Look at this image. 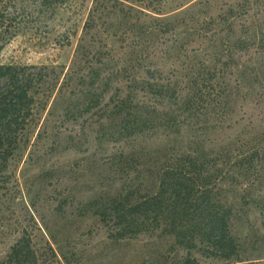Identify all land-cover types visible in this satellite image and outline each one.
I'll return each instance as SVG.
<instances>
[{
	"label": "rangeland",
	"instance_id": "obj_1",
	"mask_svg": "<svg viewBox=\"0 0 264 264\" xmlns=\"http://www.w3.org/2000/svg\"><path fill=\"white\" fill-rule=\"evenodd\" d=\"M8 4L0 60L48 76L0 188V264L22 238L28 264H264V0H167L159 10L142 0ZM148 70L178 81L183 97L210 70L228 103L191 117L178 98L140 94L139 113L155 106L162 116L131 135L119 102ZM181 153L207 154L225 173L218 196L231 208L235 258L183 247L164 227L116 238L88 206L157 190L160 165Z\"/></svg>",
	"mask_w": 264,
	"mask_h": 264
},
{
	"label": "trees",
	"instance_id": "obj_2",
	"mask_svg": "<svg viewBox=\"0 0 264 264\" xmlns=\"http://www.w3.org/2000/svg\"><path fill=\"white\" fill-rule=\"evenodd\" d=\"M8 1L0 0V59L6 43ZM61 1L40 0V7H57ZM147 1L146 8L159 10L167 0H142V3ZM150 73L148 70L144 77L134 78L128 93L119 102L120 113L131 111L127 120L131 135L145 134L151 118L162 116L155 106L153 112H146V117L140 114L139 108L146 106V101L142 103L138 99L140 94L145 100L153 94L163 97V101L170 97L177 102L178 98L179 108L185 106L191 117L215 103H228V95L217 90L215 74L210 70L207 72L211 75L209 78L203 77L202 80L198 75L186 97L177 87L178 81L173 78L158 80L154 73ZM47 76L43 67L0 60V188L10 183V161L23 141L34 115L35 94ZM217 107L219 109L220 105ZM170 159L168 163L161 164L155 174L157 190H121L113 196L91 200L88 206L92 213L105 225L114 228L112 235L116 238L132 237L164 227V231L172 234L179 245L188 249H199L207 256L224 259L238 256V243L230 229L231 208L226 207L218 196V186L225 181V173L219 168L213 169L215 158L211 160L202 153H181ZM30 253L29 242L22 238L12 248L10 264H28ZM193 262L187 260V264Z\"/></svg>",
	"mask_w": 264,
	"mask_h": 264
}]
</instances>
